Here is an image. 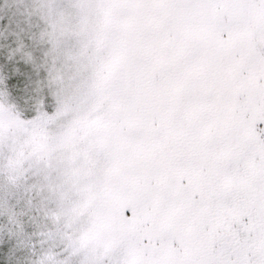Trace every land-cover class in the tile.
<instances>
[{"label": "snow or ice", "instance_id": "6c2138e0", "mask_svg": "<svg viewBox=\"0 0 264 264\" xmlns=\"http://www.w3.org/2000/svg\"><path fill=\"white\" fill-rule=\"evenodd\" d=\"M0 264H264V0H0Z\"/></svg>", "mask_w": 264, "mask_h": 264}]
</instances>
